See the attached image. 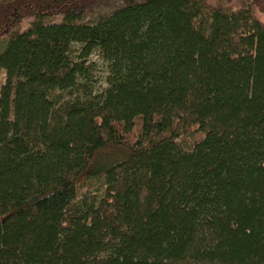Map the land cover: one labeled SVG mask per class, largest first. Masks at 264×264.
Instances as JSON below:
<instances>
[{
	"label": "trees",
	"instance_id": "obj_1",
	"mask_svg": "<svg viewBox=\"0 0 264 264\" xmlns=\"http://www.w3.org/2000/svg\"><path fill=\"white\" fill-rule=\"evenodd\" d=\"M3 39L0 264H264V0H0Z\"/></svg>",
	"mask_w": 264,
	"mask_h": 264
},
{
	"label": "rangeland",
	"instance_id": "obj_2",
	"mask_svg": "<svg viewBox=\"0 0 264 264\" xmlns=\"http://www.w3.org/2000/svg\"><path fill=\"white\" fill-rule=\"evenodd\" d=\"M109 10H110L109 7H108V9L104 8L102 12H104V11L107 12V11H109ZM57 20H59V19H57ZM28 24H29V20L24 21V23L21 25V29H20V30L25 29V28L28 26ZM5 41H6V39H3V40L0 42V48L5 44ZM99 72H101V71H99ZM2 79H3V75H2Z\"/></svg>",
	"mask_w": 264,
	"mask_h": 264
}]
</instances>
